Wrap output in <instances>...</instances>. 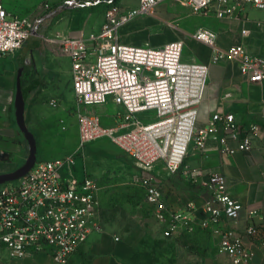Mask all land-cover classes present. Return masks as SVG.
<instances>
[{"label":"built area","instance_id":"built-area-1","mask_svg":"<svg viewBox=\"0 0 264 264\" xmlns=\"http://www.w3.org/2000/svg\"><path fill=\"white\" fill-rule=\"evenodd\" d=\"M166 0H138L134 7L106 0L101 27L76 37L58 35L55 39L71 61L72 90L78 105H103L112 101L123 107L121 132L102 126L96 115L77 111L79 150L99 139H111L133 159L141 174L131 184L145 192L165 237L192 233L197 228L217 235L219 250L232 264H253V252L242 235L226 223L237 224L242 204L228 192L224 177L208 173L212 193L203 205L190 203L186 211H174L162 189L144 173H151L162 162L170 174L176 173L191 149L201 151L213 140L224 151L252 147L251 136L262 131L257 123L247 129L233 113L216 112L205 125H198V110L208 83L206 65L184 60L185 43L176 40L164 45H128L121 42L119 29L138 17L154 16ZM201 17L217 20H244L248 7L264 10V0H173ZM39 18L10 17L0 0V58L14 55L36 32ZM248 31L242 30L246 36ZM191 37L213 49L215 59L227 57L239 64L241 75L251 83L264 81V57L253 55L241 44L227 50L217 47V34L201 27ZM153 113L151 121L138 115ZM150 117V116H149ZM72 157L36 163L18 186L0 191V260L28 259L47 252L56 264H69L73 255L100 228L99 187L89 176L72 174ZM198 171L194 176L199 177ZM255 211L247 213L252 219ZM247 237L264 243V226L249 224Z\"/></svg>","mask_w":264,"mask_h":264},{"label":"crops","instance_id":"crops-1","mask_svg":"<svg viewBox=\"0 0 264 264\" xmlns=\"http://www.w3.org/2000/svg\"><path fill=\"white\" fill-rule=\"evenodd\" d=\"M2 3L10 17L21 14L35 17L40 6H23L13 0ZM137 4L138 0L123 3L128 7ZM101 23L92 31L99 30ZM201 27L216 32L220 49L241 44L248 53L264 57V10L250 7L244 20H217L198 16L189 7L166 0L157 7L154 16L138 17L121 27L118 34L121 42L128 45L160 46L183 40L194 53L188 62L201 63L209 69L198 125H205L216 112H230L244 129L257 123L262 131L251 136L252 147L247 152L238 149L239 141L230 140L228 145L233 152H228L210 140L201 151L191 149L176 173L170 174L158 162L151 173L144 174L162 189L167 205L180 212L186 211L190 203L203 205L210 201L208 173L221 174L230 195L243 206L239 222L226 225L242 235L244 244L253 252V264H264V243L244 234L249 224L264 226V81L249 82L241 75L239 64L225 56L216 60L210 46L191 37ZM244 29L248 31L246 36L242 35ZM58 30L66 36H79L67 20ZM92 31L84 30L81 34ZM32 36V47L26 42L14 55L0 58V191L18 186L23 174L36 163L62 158L50 155L44 159L41 154L38 158L40 149L43 151L59 141L54 124H63L72 116L79 144L77 111L96 115L102 126L121 132L123 118L118 113L124 112L123 107L110 101L81 108L78 103L67 102L69 95L62 89L52 90L57 89L58 78L64 71L71 75V61L55 39L40 43L37 31ZM184 60L187 61L185 57ZM60 93V100L66 101L61 112L56 111ZM91 143L86 145L90 156L87 159V155L82 156L85 158L82 169L76 170L73 165L70 172L79 179L89 176L96 180L101 203L100 228L78 249L69 264H232L230 257L219 250L220 238L209 231L197 228L192 233L165 237L153 207L145 201L144 190L131 184V178L141 174L133 159L122 154L108 139ZM198 171L203 174L194 176ZM145 207L151 216L144 213ZM250 211L256 212L252 219L247 218ZM0 264L56 263L49 253L41 252L28 259H1Z\"/></svg>","mask_w":264,"mask_h":264},{"label":"rangeland","instance_id":"rangeland-1","mask_svg":"<svg viewBox=\"0 0 264 264\" xmlns=\"http://www.w3.org/2000/svg\"><path fill=\"white\" fill-rule=\"evenodd\" d=\"M16 3L29 5V4H39V8L35 11L37 14L35 18H39V22L37 25L36 31L41 35L38 41L40 43H49L50 40L57 39L56 36L63 35L60 30H58L59 26L63 23V21L67 20L70 22V25H73L78 30V35L81 34L82 31L86 30L92 31L97 29L100 26L102 14L104 13L106 6V0H13ZM131 0H116L117 3H127ZM179 3V2H178ZM22 15V14H21ZM23 16H30V15H23ZM199 16V15H198ZM32 17V16H31ZM147 17V16H145ZM189 33L190 31H184ZM84 34V33H82ZM67 35V34H66ZM65 35V36H66ZM73 35V34H72ZM75 36V35H74ZM71 37V36H70ZM32 41H34L33 36L28 39V44L32 47ZM152 45V44H151ZM194 53L192 50L185 46L184 48V57L187 61H192ZM57 89H52L53 91H57L58 88L62 89L65 94H68L69 98L67 102L76 103L75 95L72 90V82H71V75L70 73L64 71L63 74L60 75L57 82ZM62 91V92H63ZM55 95V94H54ZM71 95V96H70ZM59 98V105L57 106L56 111L61 112L63 103L66 101L60 100ZM46 109L47 107L44 106ZM84 105L81 106V108ZM49 110V108H48ZM148 116L145 121H151L153 113H145L140 114L138 117L140 119L145 118ZM150 116V117H149ZM63 124L58 122L54 124V133L56 134V138L59 140L55 144L53 142L49 144L45 150H39L38 158L40 154L47 158V156H52L51 158L55 157H72L74 156L73 165L75 166L76 170L82 169L83 161L85 158L82 156L87 155L86 159L90 156L91 153L89 150V146L79 150L78 144V132L77 127L74 125V119L72 116L70 118L63 121ZM64 127V129L62 128ZM58 130V132H56ZM114 145H116L120 152L123 154L125 153L124 150L114 143L111 139H108ZM92 144V143H91ZM144 213L151 216V212L145 207Z\"/></svg>","mask_w":264,"mask_h":264},{"label":"water","instance_id":"water-1","mask_svg":"<svg viewBox=\"0 0 264 264\" xmlns=\"http://www.w3.org/2000/svg\"><path fill=\"white\" fill-rule=\"evenodd\" d=\"M22 69H23V65H22V63L20 64V74H21V72H22ZM29 170L30 169H28L24 174H23V176L25 175V174H27L28 172H29ZM22 176V177H23Z\"/></svg>","mask_w":264,"mask_h":264}]
</instances>
